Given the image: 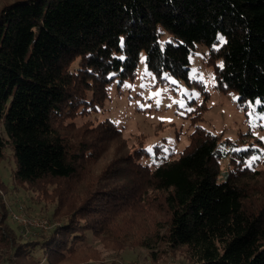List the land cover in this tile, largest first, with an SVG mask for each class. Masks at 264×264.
<instances>
[{"label": "trees", "instance_id": "16d2710c", "mask_svg": "<svg viewBox=\"0 0 264 264\" xmlns=\"http://www.w3.org/2000/svg\"><path fill=\"white\" fill-rule=\"evenodd\" d=\"M197 43L216 86L264 110V0H12L0 9V162L9 147L16 163L12 188L1 177L0 187L35 192L55 224L21 234L0 194V264H87L94 241L153 257L183 248L190 264H264V158L249 163L253 142L243 149L246 139L205 129L207 106L195 99L189 141L167 155L91 115L113 84L136 78L142 53L158 81L196 83ZM225 158L233 167L218 182Z\"/></svg>", "mask_w": 264, "mask_h": 264}, {"label": "rangeland", "instance_id": "374dc122", "mask_svg": "<svg viewBox=\"0 0 264 264\" xmlns=\"http://www.w3.org/2000/svg\"><path fill=\"white\" fill-rule=\"evenodd\" d=\"M10 1L12 0H0V9ZM207 54L208 47L202 43H197L193 53L190 54L189 73L191 79H194L202 87L205 86V91L207 90L209 93L207 99L202 88L196 83L189 84L169 75L166 76V81H158L156 76L147 68L145 54L142 53L136 70V78L126 81L119 90L118 83L113 84L109 90V97L105 102L104 110L91 115L100 120L112 119L127 137L145 135L144 145L147 149H152L156 144H164L163 154L167 155L169 151L181 150L189 141L188 136L193 130L190 119L186 118L187 112L192 108L189 100L195 99L198 103L204 101L203 103L207 107L199 124L213 133L223 134L224 138L241 141L246 139L247 141L241 146L243 149L253 142V148H257L253 156L256 159H252V157L249 162H251L250 164L257 163L260 166V161L264 158V110L259 108L260 101L241 104L238 101L237 92L219 89L216 86L213 68L207 62ZM193 69L197 70L195 74H193ZM201 76L203 79L200 78ZM127 85H131V87ZM152 93H159V95L153 97ZM157 101L160 102L159 106H157ZM174 101H183V106L180 103H174ZM141 105L146 106L142 107ZM160 123L165 125L160 127L158 125ZM247 134L252 136L249 137ZM12 152V148L8 147L7 156L0 162V177L11 188L13 184L11 175L16 165ZM221 163V171L217 177L218 182L224 181L226 172L233 167L228 158H225ZM0 194L3 196L2 199L8 201L9 206L11 205L12 211L8 212L11 213L9 220L15 229H17L18 224L12 222V217L19 212H13L18 210L14 203L22 205L24 208L23 213L26 215L22 216L23 219L45 217L47 219L52 218L54 221L52 216L53 205L48 204L45 210L44 208L40 209L41 206H44L43 204L47 203L39 196L37 198L35 192H28L21 188L6 193V190L0 187ZM9 196L12 197L11 200H9ZM154 219L155 217H144L142 220L148 225L152 224ZM50 221L54 226V222ZM21 225L23 228L21 226L18 228V232L21 234L23 231H25L24 234L28 231L31 234L43 231L29 225L27 227L24 224ZM93 243L96 246L94 250L96 256H89L87 264H130L133 262L142 264H190L183 248L176 251H165L164 246L159 247L156 249L155 257H153L144 247L130 246L128 242L116 249L115 247L105 248L99 241ZM62 264H85V261L64 262Z\"/></svg>", "mask_w": 264, "mask_h": 264}, {"label": "built area", "instance_id": "2783aa9c", "mask_svg": "<svg viewBox=\"0 0 264 264\" xmlns=\"http://www.w3.org/2000/svg\"><path fill=\"white\" fill-rule=\"evenodd\" d=\"M22 216H24V215H22ZM22 216H19V214L18 215L14 214V218H16L18 220V222H20L21 224H24L26 227H27V225H29V226H32L33 228H39V229L45 230L46 228L48 229L52 226L51 221L45 217H37V218L27 217V218L23 219ZM24 232H22V233H24ZM130 264H142V263L133 262ZM171 264H174V263H171Z\"/></svg>", "mask_w": 264, "mask_h": 264}, {"label": "snow or ice", "instance_id": "6c2138e0", "mask_svg": "<svg viewBox=\"0 0 264 264\" xmlns=\"http://www.w3.org/2000/svg\"><path fill=\"white\" fill-rule=\"evenodd\" d=\"M226 42V41H225ZM145 59H147V58H145ZM220 67H223V63L221 62V64L219 65ZM193 71V74H195L196 73V69H193L192 70ZM201 79H203V77L201 76L200 77ZM174 83L176 82V81H173ZM128 87H131V85H127ZM186 91V90H185ZM159 95V93H152V96L153 97H155V96H158ZM198 95V94H197ZM159 101H157V106H159ZM174 103H180L181 104V106H183V101H174ZM142 107H144V106H146V105H141ZM169 106H171V105H169ZM189 110H191V109H189ZM148 151H151V149H148ZM252 159H256V157H253ZM249 163H251V162H249Z\"/></svg>", "mask_w": 264, "mask_h": 264}]
</instances>
